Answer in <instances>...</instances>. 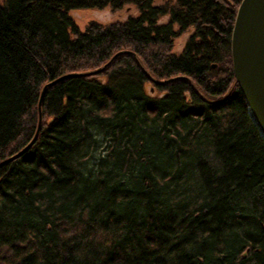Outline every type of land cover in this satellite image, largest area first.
<instances>
[{
  "label": "trees",
  "instance_id": "trees-1",
  "mask_svg": "<svg viewBox=\"0 0 264 264\" xmlns=\"http://www.w3.org/2000/svg\"><path fill=\"white\" fill-rule=\"evenodd\" d=\"M241 1L0 0L3 264H264Z\"/></svg>",
  "mask_w": 264,
  "mask_h": 264
},
{
  "label": "water",
  "instance_id": "water-1",
  "mask_svg": "<svg viewBox=\"0 0 264 264\" xmlns=\"http://www.w3.org/2000/svg\"><path fill=\"white\" fill-rule=\"evenodd\" d=\"M231 36L234 78H236L243 93L251 119L264 139V0L241 1ZM122 53L125 52L118 53L114 58ZM216 66L217 64L213 65V67ZM106 67L107 65L100 71L92 73V75L103 71ZM60 80L49 85H53ZM46 89L47 86L43 89L40 98L39 126L34 139L24 150L10 160L24 154L36 142L41 129L42 102Z\"/></svg>",
  "mask_w": 264,
  "mask_h": 264
},
{
  "label": "rangeland",
  "instance_id": "rangeland-1",
  "mask_svg": "<svg viewBox=\"0 0 264 264\" xmlns=\"http://www.w3.org/2000/svg\"><path fill=\"white\" fill-rule=\"evenodd\" d=\"M157 1L159 2L161 0H157ZM80 12H78L77 14L79 15ZM81 13H82V19H79L76 23H78L79 27L82 30H85L87 24L92 20V16L95 18L94 20H101L99 17L105 16L102 12H96V11H92V10H86V11L81 12ZM179 43L180 42H176V47L174 50L175 52L178 51ZM99 156L92 158V159L90 158V160L87 163V165L89 166L90 169L95 167L96 162H97V158ZM6 253H7V251H5V250L0 251V264H3V256H5Z\"/></svg>",
  "mask_w": 264,
  "mask_h": 264
}]
</instances>
